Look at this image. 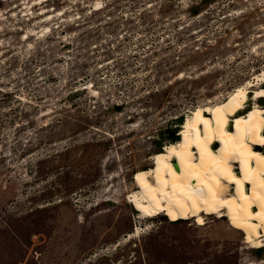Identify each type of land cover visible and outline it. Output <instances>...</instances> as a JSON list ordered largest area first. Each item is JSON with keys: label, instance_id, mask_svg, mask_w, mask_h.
I'll use <instances>...</instances> for the list:
<instances>
[{"label": "rangeland", "instance_id": "rangeland-1", "mask_svg": "<svg viewBox=\"0 0 264 264\" xmlns=\"http://www.w3.org/2000/svg\"><path fill=\"white\" fill-rule=\"evenodd\" d=\"M34 1L0 0V264H264L229 217L128 200L179 118L262 71L264 0Z\"/></svg>", "mask_w": 264, "mask_h": 264}, {"label": "bare ground", "instance_id": "bare-ground-1", "mask_svg": "<svg viewBox=\"0 0 264 264\" xmlns=\"http://www.w3.org/2000/svg\"><path fill=\"white\" fill-rule=\"evenodd\" d=\"M40 1L45 0L34 4ZM95 6L98 10L103 2ZM52 16L46 13L43 21ZM253 77L226 98L198 106L184 121L181 138L150 156L154 165L135 174L128 200L143 216L195 218L200 225L210 214L229 217L250 247H264V68ZM140 231L137 226L128 239Z\"/></svg>", "mask_w": 264, "mask_h": 264}, {"label": "trees", "instance_id": "trees-1", "mask_svg": "<svg viewBox=\"0 0 264 264\" xmlns=\"http://www.w3.org/2000/svg\"><path fill=\"white\" fill-rule=\"evenodd\" d=\"M179 125H182L183 124V118L181 117V118H179ZM180 127V126H179ZM179 131V129L177 130V129H175L174 130V132H173V134L171 135L172 137H171V139L174 141H177V140H179V136L175 139V134L177 133Z\"/></svg>", "mask_w": 264, "mask_h": 264}]
</instances>
